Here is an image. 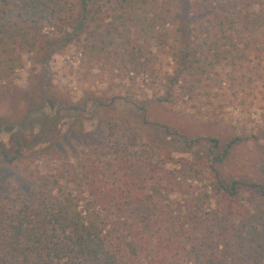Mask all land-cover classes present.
Instances as JSON below:
<instances>
[{"label": "trees", "instance_id": "obj_1", "mask_svg": "<svg viewBox=\"0 0 264 264\" xmlns=\"http://www.w3.org/2000/svg\"><path fill=\"white\" fill-rule=\"evenodd\" d=\"M217 4V0H0V84L14 73L23 54H32L46 68L61 47L82 36L90 38L91 47L112 48L104 52L107 56L121 50L128 62L143 59L145 72L156 73L150 70L152 50L144 52L140 46V41L152 42L158 50H168L177 66L172 74H164L155 102L181 103L193 110L191 71L204 74L222 61L241 59L228 55L236 42L244 48L262 44L239 34L234 42L231 33L219 31V23L201 31L202 25H210L201 17L202 8ZM253 5L259 8L258 30L264 31V0ZM54 29L60 36H45ZM221 45L229 50L219 52ZM19 51L23 53L16 55ZM41 93L40 102H29L18 124L0 125L1 133L13 134L11 157L0 145L1 164L11 166L23 157L26 144L21 146L22 137L14 132L38 126L44 118L54 124L61 115L75 116L74 125L81 123L84 130L77 120L86 114L96 121L97 130L85 135L87 157L78 170L71 169L68 179L51 174L34 184L36 193L28 196L19 189L8 201L4 182L0 264H264V181L228 180L218 169L240 138L224 145L214 138L188 139L149 123L147 105L138 98L117 95L107 102L89 98L65 107L45 88ZM119 112L122 117L116 118ZM148 126L163 137L144 141L140 129ZM201 140L212 144L207 161L198 158L207 170L183 158L175 161L178 168L173 173L166 168L171 160L164 149L171 152L170 146L175 149L179 143L178 153L189 154ZM104 160L113 168L112 179L100 173ZM182 168L208 171L211 181L196 195L188 194L174 174Z\"/></svg>", "mask_w": 264, "mask_h": 264}, {"label": "rangeland", "instance_id": "obj_2", "mask_svg": "<svg viewBox=\"0 0 264 264\" xmlns=\"http://www.w3.org/2000/svg\"><path fill=\"white\" fill-rule=\"evenodd\" d=\"M217 2L214 8H202L201 17L210 25H202L201 31L205 28L210 30L213 23H219V31L231 33L234 42L239 34L240 38L247 40L251 36L262 44L244 48L236 42V47L231 48L228 55L240 56L241 59L233 63L222 61L217 66L209 67L204 74L191 71L189 80L194 84L190 106H194L193 110H188L181 103L168 106L155 102L153 96L161 95L159 89L164 74H172L177 70L168 50L160 51L152 42L146 45L140 41L141 50H152L153 63L150 70L154 69L156 73H151L149 70L145 72L144 66L140 65L143 59L134 62L137 64L135 67L121 50H117L116 55L107 56L104 52L109 49L113 51L112 48L91 47L90 38L82 36L61 47L51 57L46 68H41L32 54L20 57L14 73L0 84V125L18 124L28 103L40 102L43 88L65 107L79 105L89 98L103 102L117 95L128 96L133 101L138 98L147 105L149 123L167 127L188 139L214 138L220 145H224L230 139L240 138L242 142L218 167L221 175L228 180L264 181V31L258 30L261 24L259 8L253 5L258 0ZM203 20H199V23L203 24ZM108 22L110 19H106L105 23ZM232 26L233 30L227 31ZM50 32L45 35L50 39L60 36L55 29ZM222 45L219 52L229 50ZM128 50H131L130 46ZM22 53L19 51L16 55ZM115 116L122 117L120 112ZM79 118L77 122L83 123L84 130L80 128L81 123L74 125L75 116L61 115L54 124L44 118L38 121V126L27 127L21 133L15 131L17 137H22L21 146L26 144V147L22 148L23 157L11 166H5L0 161V196L4 192V182V196L8 201L7 197L12 198L19 189L28 196L36 193L34 184H39L38 181L51 174L68 179L71 169L78 170L87 157L86 142L89 138L85 135L97 130L96 121L91 117L85 114ZM140 132L146 142L159 141L163 137L162 133L149 126L146 129L142 127ZM12 135L0 132V145L9 150L10 157L13 155ZM202 140L189 154L178 153L182 151L179 143L174 144L175 149L170 146L171 152L167 150L169 147L164 149L163 154L171 160L166 168L173 173L176 170L174 168H178L175 161L183 158L207 170V166L198 158L203 157L207 161L206 152L212 144ZM201 170L203 172L198 173L184 171V168L174 171L183 187H186V193L196 195L211 181L210 173ZM112 171V166L104 160L101 175L112 179Z\"/></svg>", "mask_w": 264, "mask_h": 264}]
</instances>
